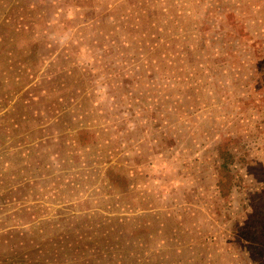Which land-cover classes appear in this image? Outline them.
I'll return each instance as SVG.
<instances>
[{
	"label": "rangeland",
	"instance_id": "obj_1",
	"mask_svg": "<svg viewBox=\"0 0 264 264\" xmlns=\"http://www.w3.org/2000/svg\"><path fill=\"white\" fill-rule=\"evenodd\" d=\"M0 264H264V0H0Z\"/></svg>",
	"mask_w": 264,
	"mask_h": 264
}]
</instances>
